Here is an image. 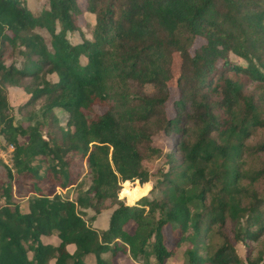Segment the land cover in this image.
<instances>
[{
    "label": "trees",
    "instance_id": "obj_1",
    "mask_svg": "<svg viewBox=\"0 0 264 264\" xmlns=\"http://www.w3.org/2000/svg\"><path fill=\"white\" fill-rule=\"evenodd\" d=\"M80 1L45 0L33 14L0 0V136L12 146L0 185V264H84L88 255L104 264L117 253L164 264L184 242L185 264H264V135L255 137L264 131V0ZM82 13L93 16L88 37ZM10 86L28 95L17 111L38 105L26 123L13 122ZM95 104L106 109L90 117ZM55 110L65 112L63 126ZM157 132L174 140L149 189L139 152L161 154L151 146ZM75 157L89 183L69 199L56 189L80 185ZM11 182L30 195L26 212ZM105 200L112 209L99 230L92 221ZM165 226L175 234L170 248Z\"/></svg>",
    "mask_w": 264,
    "mask_h": 264
},
{
    "label": "rangeland",
    "instance_id": "obj_2",
    "mask_svg": "<svg viewBox=\"0 0 264 264\" xmlns=\"http://www.w3.org/2000/svg\"><path fill=\"white\" fill-rule=\"evenodd\" d=\"M20 2L27 9H29L33 14L39 13L43 8L46 7L45 0H20ZM79 4L81 6L80 0H79ZM83 17L85 18V21L88 22V26L87 27L82 26L81 30L84 33V35L86 37H88L89 32H90L91 27H92V23H93V16L91 14H88V13H82V18ZM81 21H83V20H81ZM35 31L37 33H39L40 35H42L46 40L48 39V34L46 33L45 30L36 28ZM78 37L79 36L77 35V33H74L73 35L69 34V38L71 41L77 40ZM201 42H202V40L196 39L194 42V45H197ZM4 60L6 63H9L13 59L9 58V57H5ZM15 62H16L15 64H17V65L19 64L18 59H15ZM178 68H179V57H178L177 53H174L172 55L171 78L167 81L169 98L165 103V110H166V113L168 116H170L173 113L171 101L177 95V90H176V86H175V78H176V75L178 73ZM47 77L49 80H52L51 75H48ZM250 87H252V84H250L248 86V88H250ZM5 92H6V99L12 108L13 122L14 123H21V124L28 122L27 119L30 117L31 113L33 112V110H35V108H37L38 105L35 104L34 106H28L27 108H23L20 111H17V106L23 104L26 101V99L28 98V95L25 94L21 88L14 87V86L6 87ZM105 109H106V107L104 105H102V106L96 105V104L92 105L91 110L89 112V116L91 117L93 115L102 113ZM55 114L59 118L58 119L59 125L63 126V123L65 121V112L62 110H55ZM261 118L264 120V106H263V109L261 112ZM263 135H264L263 130H259L255 133L256 138L263 137ZM18 140H19V142H23L24 138L19 137ZM173 140H174L173 135L167 136V135L163 134L162 132H157L151 136V146H153L154 148L160 149L161 154L160 155L150 154L145 150H140V152H139V154H140L139 159L141 161V164H142L143 168L149 173L148 174L149 175V180H148L149 189H150L151 185L156 184V181L160 177V170L164 171L166 169V165H164V163H163L164 162V155L163 154L168 152L172 148ZM10 150H11V147L9 145H7L4 142L3 138L0 136V185L2 183L6 182V171H5L4 166L5 167L10 166L11 167V161H10L11 151ZM261 157L264 161V155H262ZM35 160H34V163H35ZM74 161L77 162V164L75 166H73V168H72L71 178H75V176H77V178H79V179H77V182L80 180V182H78V183H80V185L75 186V187L72 186L67 190H59L58 188L56 189V192H59L63 196H67L69 199H74L78 188L83 189L89 183V174L86 172L87 169H86V166L84 165L85 164L84 159H80V158L78 159L75 157ZM39 165L41 166V168H43L45 166V163L42 162ZM129 183L130 184H133V183L136 184L138 182L137 181H133V182L130 181ZM120 188H121V182L119 183V189ZM149 189H148V191H149ZM148 191L145 194V196L148 194ZM156 192H157V190L155 188L152 194L157 195ZM11 194H12L13 200L18 204L20 211L26 212L27 211V206H26L27 198L30 195L25 192L23 184L11 182ZM147 196H151V195H147ZM139 198H137L135 201H137ZM2 203H3V199L0 197V205ZM132 204H130V205H132ZM102 207H104V208L98 214L94 215V219L92 221V222H94V220H95V225H97L99 228H101L102 226H105V224L108 222V217H109L110 211L112 209L111 204L107 200H105L104 205H102ZM83 212L87 216L92 214V211L90 209H86ZM84 219H85V217H84ZM132 227H133V225L128 223L125 226V229L127 231H130V230H132ZM163 235H164V242H165L166 247L167 248L172 247L173 241L175 238L174 232L168 226H165L163 228ZM39 239L43 244L55 245L58 242V239L56 238L55 235H51V236H43L42 235V236H40ZM248 244L251 247H254L255 249H257L259 247L255 242H248ZM234 246H235V249H236L238 255L243 257L245 254L244 246L242 244H239V243H235ZM187 247H188V243H185V242L182 243L181 245H179V247L174 250L173 254L169 258L165 259L164 264H185V256L183 255V252H184V249ZM71 250H72V248L69 249V251H71ZM108 256H109V254L105 253L102 256L103 260H108ZM52 262L53 261L50 260L49 264H52ZM84 264H95L93 256L88 255L84 260ZM104 264H140V263H137L135 261H131L126 255H124L122 253H117L111 259V261H109V262L105 261ZM149 264H155V262L153 261L152 258H150Z\"/></svg>",
    "mask_w": 264,
    "mask_h": 264
},
{
    "label": "crops",
    "instance_id": "obj_3",
    "mask_svg": "<svg viewBox=\"0 0 264 264\" xmlns=\"http://www.w3.org/2000/svg\"><path fill=\"white\" fill-rule=\"evenodd\" d=\"M92 226L95 227V228H97V229H99V230H103V229H105V228L107 227V223L105 224V226H102L101 228H99L97 225H95V220H94V222H92ZM71 248H72L71 245H68V246H67V250H68V251H69V249H71Z\"/></svg>",
    "mask_w": 264,
    "mask_h": 264
},
{
    "label": "built area",
    "instance_id": "obj_4",
    "mask_svg": "<svg viewBox=\"0 0 264 264\" xmlns=\"http://www.w3.org/2000/svg\"><path fill=\"white\" fill-rule=\"evenodd\" d=\"M10 147H11V150L10 151H12V146L11 145H9ZM10 159H11V157H10Z\"/></svg>",
    "mask_w": 264,
    "mask_h": 264
}]
</instances>
